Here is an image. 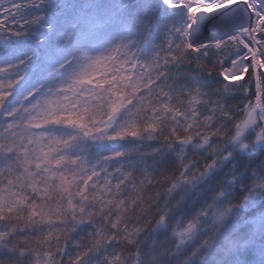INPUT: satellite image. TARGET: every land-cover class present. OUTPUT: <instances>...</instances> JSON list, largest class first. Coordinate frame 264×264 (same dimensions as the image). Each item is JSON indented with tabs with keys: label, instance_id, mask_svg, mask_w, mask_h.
Listing matches in <instances>:
<instances>
[{
	"label": "snow or ice",
	"instance_id": "obj_1",
	"mask_svg": "<svg viewBox=\"0 0 264 264\" xmlns=\"http://www.w3.org/2000/svg\"><path fill=\"white\" fill-rule=\"evenodd\" d=\"M0 264H264V0H0Z\"/></svg>",
	"mask_w": 264,
	"mask_h": 264
}]
</instances>
